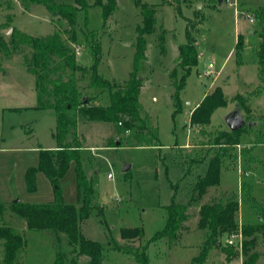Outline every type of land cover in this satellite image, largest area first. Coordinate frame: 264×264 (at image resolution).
Here are the masks:
<instances>
[{"label": "rangeland", "instance_id": "374dc122", "mask_svg": "<svg viewBox=\"0 0 264 264\" xmlns=\"http://www.w3.org/2000/svg\"><path fill=\"white\" fill-rule=\"evenodd\" d=\"M7 1L12 7L0 8V31L13 28L14 33L16 28L32 36H47L55 30L69 29L67 20L53 16L43 5L25 11L19 0ZM55 1L79 7L76 0ZM84 1L88 7H79L76 24L74 47L78 62L91 68L94 48L99 46L97 71L104 79L124 86L138 73L143 85L141 115L150 116L158 127L162 146H138L133 130L123 132L114 124L77 116L78 134L85 139V172L94 178L96 190L93 201L96 208L82 223V233L104 245L102 264H140L134 255L109 246L110 240L124 243L122 228L136 227L143 229V236L134 243L135 248H146L149 264H242V256L227 261L219 247L211 249L201 262L205 232L198 227V220L202 204L222 196H237L240 225L264 221L260 218V214L264 215V84L258 77L257 55L261 25L246 17L254 16L264 0H141L156 8L157 25L155 33L146 36V59L137 68L135 46L137 29L143 22L141 8L133 0H117L116 10L105 20L98 0ZM187 27L196 40L199 62L181 93L183 109L174 116L175 89L170 74L178 68V48L187 42ZM161 28L165 30L164 50L159 43ZM239 35L244 38L241 66L234 52ZM68 37L66 34L65 38ZM24 54H30V49L22 47L10 58L0 55V194L7 201L15 196L26 203H50L54 190L46 176L37 180L36 191L29 192L24 170L38 164V146L49 149L55 145L52 132L57 126V113L33 108L38 101L36 80L27 70ZM210 63L214 64V73L208 75ZM79 84L85 97H99L101 105H109V90L88 88L87 78ZM217 86L223 88L228 99L239 95L242 107L230 100L227 107L213 114L210 125L192 126L191 110L203 100L205 92ZM15 107L24 109L9 110ZM238 107L246 126L235 144L224 146L229 157L224 160L219 186L209 188L198 203L188 207V220L177 241L152 240L167 223V207L173 201L189 203L196 177L207 171L206 164L194 165L188 171L190 162L196 158L208 161L216 147H221L213 143L220 133L230 131L226 118ZM68 116L72 118L71 113ZM72 137L71 132L68 139ZM74 166L61 181V189L66 202L78 204ZM24 223L8 209L0 216V226L17 228L29 242L17 264H54L58 253L64 256V264H73V260L76 264H89L88 257L73 252L64 235L52 237L51 232H31ZM231 238L234 244L228 245L239 251L240 238L236 234L224 236L221 243L227 244ZM3 243L0 239V264H4ZM255 252L257 264H264L262 234L258 236Z\"/></svg>", "mask_w": 264, "mask_h": 264}, {"label": "trees", "instance_id": "16d2710c", "mask_svg": "<svg viewBox=\"0 0 264 264\" xmlns=\"http://www.w3.org/2000/svg\"><path fill=\"white\" fill-rule=\"evenodd\" d=\"M25 11L32 6L43 5L53 16L67 20L69 29L66 32L55 30L47 36H32L14 28L13 35L7 39L0 32V55L12 57L20 48L27 47L30 54H24V63L30 74L35 77L37 91V110H54L57 113V126L52 132L55 140V149H45L38 146L39 162L31 166L25 173V184L27 191L34 192L37 189V174L42 172L49 180L54 190V200L50 203H26L19 199L5 204L0 196V216L8 209L13 215L25 221L28 231L44 232L50 231L57 237L64 235L68 244L74 248L77 256L89 258V264H102L104 245L98 241L91 240L82 233L81 225L87 221L91 212L96 208L93 201L96 195L94 178H89L85 172L83 163V150L85 139L78 134L77 116H82L88 121L107 122L114 124L117 130L123 132L134 131L135 140L141 147H161L159 129L153 123L150 116H142V105L140 92L143 87L142 79L138 73H134L124 86L112 83L98 74L97 67L100 61L99 46L94 48V64L91 68L82 66L77 59L75 43L77 41V14L80 8H87L84 0H76L79 7L66 4H58L55 0H19ZM141 8L143 22L137 29L135 67L137 68L146 59V36L155 33L157 20L155 18L156 8L144 4L141 0H133ZM11 2L0 0V8L5 5L10 9ZM97 4L102 7L104 19L107 20L117 7V0H101ZM261 25L260 45L258 50V77L264 84V5L253 14ZM159 43L164 50L165 30L161 28ZM68 34L69 37L65 38ZM187 42L179 46L178 68L171 72L170 78L175 89L173 96V115L180 113L183 109L181 93L186 87L187 79L192 69L198 65L199 52L196 40L187 27ZM244 38L239 35L235 46V56L238 66L244 61ZM180 69V72L178 71ZM87 78L88 88L109 90L110 103L108 106L98 102L99 97L83 95L80 81ZM237 102L242 107L239 95L228 99L223 88L217 86L209 92L190 116L192 126H208L213 114L219 108H225L229 102ZM239 108V107H238ZM20 112L23 108L9 109ZM241 112V111H240ZM71 113L72 118L68 115ZM242 129L237 131L222 132L214 141L216 147L214 154L206 161V158H196L190 162L188 171L194 165L206 164L207 171L204 176L198 175L193 183L192 195L188 204L173 201L167 207V223L163 230L158 232L152 239L154 241L167 239L173 243L179 239L183 232L184 224L188 220V207L198 203L207 193L209 188L219 186L221 171L224 160L229 154L224 146L235 144ZM73 133L71 140L68 136ZM117 146H121L118 144ZM110 147H113L110 145ZM187 163V161H185ZM75 165L76 188L78 204L65 201L61 180L67 175L71 165ZM128 174V172H126ZM126 174V175H127ZM249 191L251 187H248ZM175 197V196H174ZM102 212V209H99ZM239 212V200L237 196L219 197L210 203L200 206L198 227L205 232L203 251L199 257L204 262L208 253L214 247L223 250L227 261L242 256V264H257L258 253L255 249L258 244L259 234L264 235V221L255 225H240L237 220ZM264 220V215L260 214ZM107 228V226H106ZM242 234V246L235 251L232 246L222 244L224 236ZM143 236V229L122 228L121 238L123 244L110 240L109 246L115 250L132 254L140 264H149L146 248H135L134 243ZM0 239L4 244V264H17L19 255L28 245L27 239L19 230L13 226H0ZM226 245V246H225ZM76 264V261H72ZM54 264H64V256L56 255Z\"/></svg>", "mask_w": 264, "mask_h": 264}, {"label": "water", "instance_id": "95a60500", "mask_svg": "<svg viewBox=\"0 0 264 264\" xmlns=\"http://www.w3.org/2000/svg\"><path fill=\"white\" fill-rule=\"evenodd\" d=\"M3 35L6 37L10 38L13 33V28H8V29H2L0 31ZM227 124L230 128V131H237L239 129H242L246 126L245 119L240 112L239 108H236L234 111H232L226 118ZM129 168V167H128ZM126 168L124 171L125 173L129 171V169Z\"/></svg>", "mask_w": 264, "mask_h": 264}, {"label": "crops", "instance_id": "0c3cea01", "mask_svg": "<svg viewBox=\"0 0 264 264\" xmlns=\"http://www.w3.org/2000/svg\"><path fill=\"white\" fill-rule=\"evenodd\" d=\"M219 2H221V0H219ZM0 70H1V68H0ZM217 74H218V77L221 76V72H218ZM35 89H36V88H35ZM208 93H209V92H205V94H204V96H203L202 99H204V97H205ZM36 94H37V91H36ZM199 103H200V102H197V103H196V105L194 106V108L191 110V113H192V112L194 111V109L199 105ZM36 105H37V104H36ZM36 105H35V106H36ZM35 106H33V107H35ZM15 108H17V107H15ZM4 109H6V107H5ZM10 109H13V108H10ZM23 109H24V108H23ZM20 112H21V111H20ZM191 113H190V114H191ZM55 148H56V143H55V145L50 146L49 149H55ZM38 152H39V149H38ZM34 165H35V164H34ZM71 166H74V165L72 164ZM74 167H75V166H74ZM28 168H29V167H28ZM28 168H27V169H28ZM27 169L25 168V170H24V180H25V173H26V170H27ZM70 169H71V167H70ZM70 169H69V171H70ZM67 174H68V173H67ZM42 175H44V174H43L42 172H39V173L37 174V180L40 179V178H42V177H41ZM44 176H45V175H44ZM75 178H76V176H75ZM62 180H63V179H62ZM62 180H61V181H62ZM0 196H1V194H0ZM14 197H15V196H11V197L9 198V199H10L9 201H7V199H5V200H3L2 198H1V199L4 201L5 204H10L11 202H13V201L16 200ZM24 224H25V223H24ZM25 230H26V229H25ZM49 232H50V231H44L43 233H49ZM50 234H51L52 237H56V235L53 234L52 232H51ZM40 236H41V235H40ZM40 236H38V237L41 238ZM38 237H37V239H39ZM28 244H29V242H28Z\"/></svg>", "mask_w": 264, "mask_h": 264}, {"label": "built area", "instance_id": "2783aa9c", "mask_svg": "<svg viewBox=\"0 0 264 264\" xmlns=\"http://www.w3.org/2000/svg\"><path fill=\"white\" fill-rule=\"evenodd\" d=\"M246 17H247L248 19H250L251 21H253V20L255 19V17L252 16V15H248V16H246ZM209 67H210V70L207 72L208 75L214 73V64H213V63H210V64H209ZM238 146H239V145H238ZM109 177H111L110 174H109ZM236 235L240 238V248H241V246H242V239H243L242 234L240 233V234H236ZM227 242H228L229 244H234L232 238H231V239H228Z\"/></svg>", "mask_w": 264, "mask_h": 264}]
</instances>
